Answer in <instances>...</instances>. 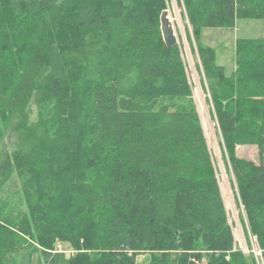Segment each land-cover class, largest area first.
<instances>
[{
    "label": "trees",
    "instance_id": "1",
    "mask_svg": "<svg viewBox=\"0 0 264 264\" xmlns=\"http://www.w3.org/2000/svg\"><path fill=\"white\" fill-rule=\"evenodd\" d=\"M180 2L264 263V38L237 40L231 74L200 40L202 27L264 18V0ZM167 5L0 0V181L16 175L28 207L15 219L0 208V264H255L236 243L183 45L164 40Z\"/></svg>",
    "mask_w": 264,
    "mask_h": 264
},
{
    "label": "rangeland",
    "instance_id": "2",
    "mask_svg": "<svg viewBox=\"0 0 264 264\" xmlns=\"http://www.w3.org/2000/svg\"><path fill=\"white\" fill-rule=\"evenodd\" d=\"M166 9L172 20V27L179 38V43L183 45L188 75L192 83L191 98H193L194 104L199 111L210 150L219 169L218 176L222 194L228 209L229 221L233 224L236 243L249 258L254 259L255 264H263L261 249L257 239L251 235L243 224V219L246 221V215L243 207L236 200V188L233 186L231 174L227 170L228 163L224 159V155L227 152L223 145L210 94L205 90L204 83L206 85L207 82L197 66V64H200L198 51L196 49V52H193L190 47V40L186 32L189 22L183 5L180 0H168ZM240 38H264V18H239L233 26H205L202 27L200 32L201 42L215 49L216 61L225 66L227 74H231L235 69V48L236 42ZM194 43L196 46L198 45L196 41ZM37 121V108L32 104L28 108V124L35 125ZM1 143L3 148L10 151L15 148L14 139L9 133L4 135ZM236 152L239 156L256 161H259L260 158L257 145H239L236 148ZM0 208L4 214L14 219L28 212L16 175L8 180L0 181ZM56 248L64 251L67 255H72L76 252V249L68 242H59ZM41 259L40 253H36L32 257V263L42 264ZM146 259L147 257L144 254L139 256L140 262ZM199 264H207L206 254L199 261Z\"/></svg>",
    "mask_w": 264,
    "mask_h": 264
},
{
    "label": "water",
    "instance_id": "3",
    "mask_svg": "<svg viewBox=\"0 0 264 264\" xmlns=\"http://www.w3.org/2000/svg\"><path fill=\"white\" fill-rule=\"evenodd\" d=\"M161 30L163 33L164 40L167 46H173L179 43V38L174 31L169 19H168V11L164 9L161 13Z\"/></svg>",
    "mask_w": 264,
    "mask_h": 264
},
{
    "label": "built area",
    "instance_id": "4",
    "mask_svg": "<svg viewBox=\"0 0 264 264\" xmlns=\"http://www.w3.org/2000/svg\"><path fill=\"white\" fill-rule=\"evenodd\" d=\"M261 249V248H260ZM261 258H262V250H261ZM262 261H263V258H262ZM264 264V263H263Z\"/></svg>",
    "mask_w": 264,
    "mask_h": 264
}]
</instances>
